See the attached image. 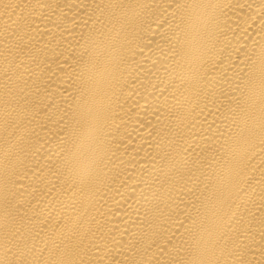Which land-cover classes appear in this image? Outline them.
Returning <instances> with one entry per match:
<instances>
[{
	"label": "bare ground",
	"instance_id": "obj_1",
	"mask_svg": "<svg viewBox=\"0 0 264 264\" xmlns=\"http://www.w3.org/2000/svg\"><path fill=\"white\" fill-rule=\"evenodd\" d=\"M0 264H264V0H0Z\"/></svg>",
	"mask_w": 264,
	"mask_h": 264
}]
</instances>
